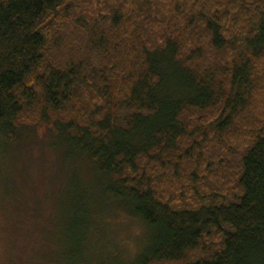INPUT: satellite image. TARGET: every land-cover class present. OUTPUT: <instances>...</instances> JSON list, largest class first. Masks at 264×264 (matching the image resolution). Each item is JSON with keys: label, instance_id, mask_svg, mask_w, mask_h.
I'll return each instance as SVG.
<instances>
[{"label": "trees", "instance_id": "1", "mask_svg": "<svg viewBox=\"0 0 264 264\" xmlns=\"http://www.w3.org/2000/svg\"><path fill=\"white\" fill-rule=\"evenodd\" d=\"M27 127L140 223L131 264H264V0H0V137Z\"/></svg>", "mask_w": 264, "mask_h": 264}, {"label": "rangeland", "instance_id": "2", "mask_svg": "<svg viewBox=\"0 0 264 264\" xmlns=\"http://www.w3.org/2000/svg\"><path fill=\"white\" fill-rule=\"evenodd\" d=\"M15 135L0 137V264H76L75 253L85 260L91 251L97 256L85 264H131L142 227L115 208L94 166L80 153L67 159V145L52 134L27 127ZM92 211L103 219L92 231L100 237L83 250Z\"/></svg>", "mask_w": 264, "mask_h": 264}]
</instances>
